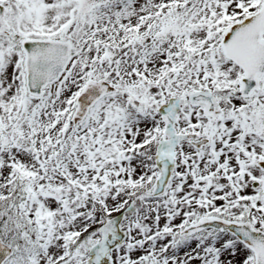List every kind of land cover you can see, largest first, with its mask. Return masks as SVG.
Listing matches in <instances>:
<instances>
[{"label":"snow or ice","instance_id":"6c2138e0","mask_svg":"<svg viewBox=\"0 0 264 264\" xmlns=\"http://www.w3.org/2000/svg\"><path fill=\"white\" fill-rule=\"evenodd\" d=\"M0 264H264V0H0Z\"/></svg>","mask_w":264,"mask_h":264}]
</instances>
